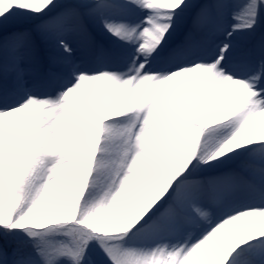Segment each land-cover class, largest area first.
I'll use <instances>...</instances> for the list:
<instances>
[{
    "label": "snow or ice",
    "instance_id": "snow-or-ice-1",
    "mask_svg": "<svg viewBox=\"0 0 264 264\" xmlns=\"http://www.w3.org/2000/svg\"><path fill=\"white\" fill-rule=\"evenodd\" d=\"M0 264H264V0H0Z\"/></svg>",
    "mask_w": 264,
    "mask_h": 264
}]
</instances>
